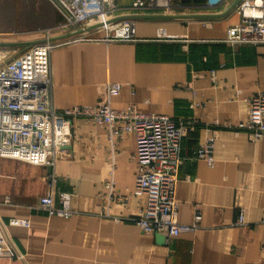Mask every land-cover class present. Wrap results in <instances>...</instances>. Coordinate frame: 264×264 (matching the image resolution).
Instances as JSON below:
<instances>
[{
	"label": "crops",
	"instance_id": "0c3cea01",
	"mask_svg": "<svg viewBox=\"0 0 264 264\" xmlns=\"http://www.w3.org/2000/svg\"><path fill=\"white\" fill-rule=\"evenodd\" d=\"M207 1L183 0L188 10L180 11L214 17L135 20L139 42L90 40L51 55L55 107L108 103L187 125L177 220L192 225L199 211V227L171 238L144 233L134 222L146 205L145 197L133 195L135 136H118L78 117L70 120L72 141L59 149L54 168L0 158V222L8 252L0 264H259L264 139L238 126L248 121L247 99L264 91V44L223 43L227 30L240 22L234 9L241 0L214 8ZM17 18L23 27L14 29ZM59 20L50 0H0V43L58 37L53 30ZM112 83L123 86L116 96H108ZM209 139L213 166L195 157ZM50 174L55 192L70 196L71 218L49 217L39 208L50 192ZM109 181L117 196L106 189ZM241 211L246 224L238 227ZM13 219L29 220L30 226H9Z\"/></svg>",
	"mask_w": 264,
	"mask_h": 264
},
{
	"label": "built area",
	"instance_id": "2783aa9c",
	"mask_svg": "<svg viewBox=\"0 0 264 264\" xmlns=\"http://www.w3.org/2000/svg\"><path fill=\"white\" fill-rule=\"evenodd\" d=\"M63 21L53 31L68 34L92 27L65 39L36 42L27 47L0 48V158H9L54 168L61 147L72 141L70 120L85 117L118 136L133 134L136 140V181L133 195L145 197L146 205L134 222L146 234H164L168 238L198 228L202 215L198 211L192 225L178 223L179 205L176 187L183 165L182 142L187 125L166 115L140 113L134 107L113 109L108 103L93 107H75L61 110L52 100L51 55L63 46L85 41L136 43L135 20L125 15L152 13L159 10H188L183 0H50ZM226 0H208L206 6L214 8ZM137 10H145L138 12ZM240 22L231 26L222 41L229 46L264 44V0H241L234 9ZM92 31L91 33H88ZM105 37H91L99 32ZM50 33L49 31L47 32ZM20 51H15L17 49ZM123 86L109 84L108 96L118 95ZM248 121L239 129L249 132L255 139H264V91L247 99ZM213 141L207 140L196 152L197 160L213 166ZM50 192L40 198L39 208L49 217L71 218L70 196L55 192L56 178L49 176ZM106 189L115 195L114 182ZM58 201H57V199ZM264 222V220H263ZM246 224L245 213L238 215L236 226ZM9 226L28 228L30 221L9 220ZM5 235L0 222V256L7 255ZM259 264H264L263 258Z\"/></svg>",
	"mask_w": 264,
	"mask_h": 264
},
{
	"label": "water",
	"instance_id": "95a60500",
	"mask_svg": "<svg viewBox=\"0 0 264 264\" xmlns=\"http://www.w3.org/2000/svg\"><path fill=\"white\" fill-rule=\"evenodd\" d=\"M214 16L211 15H197V14H134V15H125L122 17H119L111 22L118 21V20H123V19H132V20H153V19H203V18H211ZM92 27H87L86 29L78 30L75 32H71L68 34H63L58 37H51L50 40H58V39H65L70 36L77 35L79 33H82L84 31H89L91 30ZM46 40V39H45ZM44 41V40H42ZM40 42V41H38ZM36 43V42H35ZM34 43H0V48H7V47H27L30 46Z\"/></svg>",
	"mask_w": 264,
	"mask_h": 264
},
{
	"label": "rangeland",
	"instance_id": "374dc122",
	"mask_svg": "<svg viewBox=\"0 0 264 264\" xmlns=\"http://www.w3.org/2000/svg\"><path fill=\"white\" fill-rule=\"evenodd\" d=\"M132 0H125L124 1V3H129V2H131ZM138 12H143V11H145V10H137ZM171 13H173V14H186V13H184V11H171V12H169V14H171ZM60 14V13H59ZM142 14V13H141ZM146 14H152V13H147V12H145V13H143L142 15H146ZM16 21H14V29H17V26L19 27V28H22L23 26H21V20H20V18H17V19H15ZM18 20H19V23H18ZM63 21V17H62V15L60 14V20L58 21V24L59 23H61ZM16 22V23H15ZM57 24V25H58ZM18 28V29H19ZM24 48V47H23ZM23 48H20V49H17V50H15V51H20L21 49H23Z\"/></svg>",
	"mask_w": 264,
	"mask_h": 264
}]
</instances>
